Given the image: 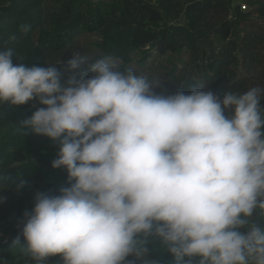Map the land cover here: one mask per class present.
I'll return each instance as SVG.
<instances>
[{"label": "clouds", "instance_id": "clouds-1", "mask_svg": "<svg viewBox=\"0 0 264 264\" xmlns=\"http://www.w3.org/2000/svg\"><path fill=\"white\" fill-rule=\"evenodd\" d=\"M67 71L62 83L55 64L14 65L0 50V103L38 100L20 128L59 142L52 167L70 185L36 196L21 253L135 264L158 240L175 264H264V226L249 219L264 216V89L156 94L159 81L79 52Z\"/></svg>", "mask_w": 264, "mask_h": 264}, {"label": "trees", "instance_id": "trees-1", "mask_svg": "<svg viewBox=\"0 0 264 264\" xmlns=\"http://www.w3.org/2000/svg\"><path fill=\"white\" fill-rule=\"evenodd\" d=\"M9 49L14 65L55 64L62 83L79 52L91 60L113 56L120 71L159 81L156 94H243L264 89V0H0V50ZM89 67L80 70L85 78L93 75ZM40 107L36 99L0 103V264H35L13 244L17 237L25 243V214L37 193L56 196L70 186L67 170L52 167L59 142L20 128ZM249 219L264 226L259 209ZM148 249L146 257L128 259L175 264L160 241ZM44 264L63 261L54 256Z\"/></svg>", "mask_w": 264, "mask_h": 264}, {"label": "built area", "instance_id": "built-area-1", "mask_svg": "<svg viewBox=\"0 0 264 264\" xmlns=\"http://www.w3.org/2000/svg\"><path fill=\"white\" fill-rule=\"evenodd\" d=\"M242 10L245 11V10H246V7L243 6V7H242ZM25 223H26V217H25Z\"/></svg>", "mask_w": 264, "mask_h": 264}, {"label": "water", "instance_id": "water-1", "mask_svg": "<svg viewBox=\"0 0 264 264\" xmlns=\"http://www.w3.org/2000/svg\"><path fill=\"white\" fill-rule=\"evenodd\" d=\"M29 162V160H27L26 162H25V164H27ZM39 193H37V195H38Z\"/></svg>", "mask_w": 264, "mask_h": 264}, {"label": "rangeland", "instance_id": "rangeland-1", "mask_svg": "<svg viewBox=\"0 0 264 264\" xmlns=\"http://www.w3.org/2000/svg\"><path fill=\"white\" fill-rule=\"evenodd\" d=\"M93 1H95V2H96V1H99V0H93ZM104 1H108V0H104Z\"/></svg>", "mask_w": 264, "mask_h": 264}]
</instances>
